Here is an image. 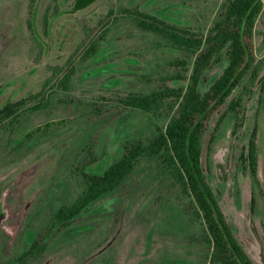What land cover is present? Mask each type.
Returning a JSON list of instances; mask_svg holds the SVG:
<instances>
[{
	"label": "rangeland",
	"instance_id": "obj_1",
	"mask_svg": "<svg viewBox=\"0 0 264 264\" xmlns=\"http://www.w3.org/2000/svg\"><path fill=\"white\" fill-rule=\"evenodd\" d=\"M75 1L0 0V110L42 91L46 96L41 110H22L0 125L1 263L22 256L58 207L82 192L76 168L102 174L120 159L127 143L149 140L173 116L165 111L155 118L117 102L130 93L185 86L177 76L189 77L193 63L184 51L140 30L123 10L137 9L207 33L226 5V0H97L75 11ZM106 29L98 53L82 62L86 44ZM253 45L262 64L258 79L252 84L247 78L212 116L202 163L235 236L257 264L263 258L251 229L264 245V9ZM179 60L188 66L172 65ZM70 65L75 74L66 91L55 85L53 69ZM225 66L226 61L209 71L202 89ZM238 98L242 126L236 129L237 118L227 109ZM255 126L260 189L247 161ZM154 168L138 165L120 189L50 233L43 255L25 264H211L208 232L192 200L171 191L170 182L155 180Z\"/></svg>",
	"mask_w": 264,
	"mask_h": 264
},
{
	"label": "trees",
	"instance_id": "obj_2",
	"mask_svg": "<svg viewBox=\"0 0 264 264\" xmlns=\"http://www.w3.org/2000/svg\"><path fill=\"white\" fill-rule=\"evenodd\" d=\"M97 0H76L75 11L89 7ZM264 9V0H226L225 11L208 30L194 32L179 28L166 21L139 10H123L140 30L161 37L173 48L184 51L193 59L189 77L177 76L186 82L180 88H166L145 94L130 93L120 96L117 102L124 109L137 110L159 118L165 111L174 112L165 128L156 127L149 140L136 139L127 143L120 159L102 174H91L76 168L83 181V190L72 201L63 203L52 215L50 222L32 240L29 249L20 257L0 264H25L30 258H38L46 250L50 233L66 228L96 201L116 192L132 176L138 165L146 162L155 169V180L170 182L171 191H179L192 200L195 215L208 232V245L213 253L211 264H255L239 244L220 208L215 194L207 182L203 169V140L212 116L224 106L234 91L248 78L253 84L262 69L254 53V31ZM115 12H111L110 16ZM119 19L115 18L116 23ZM48 21V20H47ZM46 21V24H47ZM104 30L90 41L81 52L82 62L95 56L100 43L109 34ZM226 61L222 74L207 89H202L204 76L214 67ZM176 67H187L188 61L172 62ZM55 85L68 90L75 67H56ZM264 94V80L262 81ZM46 96L42 91L0 110V125L11 121L20 111H39L44 107ZM38 102V103H37ZM33 106H30L32 105ZM242 98L232 100L227 111L237 118L236 129L242 126L239 114ZM220 127L217 125L216 130ZM257 126L251 134L248 160L251 170H257ZM215 141V134L211 143ZM173 264H184L174 262Z\"/></svg>",
	"mask_w": 264,
	"mask_h": 264
},
{
	"label": "flooded vegetation",
	"instance_id": "obj_3",
	"mask_svg": "<svg viewBox=\"0 0 264 264\" xmlns=\"http://www.w3.org/2000/svg\"><path fill=\"white\" fill-rule=\"evenodd\" d=\"M247 161L249 162V160H248V158H247ZM249 167H250V171H251V174H252V177H253V179H254V182L257 184V186H258V188L260 189V187H261V184H262V180L260 179V175H258V169L256 170V173L254 174L253 173V171L251 170V166H250V162H249ZM262 187H263V189H264V185L262 184ZM213 190V189H212ZM214 192V191H213ZM214 194H215V192H214ZM215 198H216V195H215ZM216 200H217V198H216ZM218 201V200H217ZM219 203V202H218ZM255 205H256V199H255V196H253L252 198H251V211H253V212H255ZM221 208V207H220ZM222 210V209H221ZM223 212V211H222ZM224 214V213H223ZM225 216V215H224ZM226 218V217H225ZM226 221H227V219H226ZM228 222V221H227ZM229 224V223H228ZM230 225V224H229ZM230 227H231V225H230ZM232 229V228H231ZM232 231H233V229H232ZM234 233V232H233ZM235 235V234H234ZM236 237V236H235ZM237 238V237H236ZM237 240H238V238H237ZM239 242V241H238ZM239 244L241 245V243L239 242ZM242 246V245H241Z\"/></svg>",
	"mask_w": 264,
	"mask_h": 264
},
{
	"label": "water",
	"instance_id": "obj_4",
	"mask_svg": "<svg viewBox=\"0 0 264 264\" xmlns=\"http://www.w3.org/2000/svg\"><path fill=\"white\" fill-rule=\"evenodd\" d=\"M251 230L257 240L259 251L261 252L260 258H263L262 261H258L257 264H264V245L262 241L260 240L259 236L256 234L255 230L253 228Z\"/></svg>",
	"mask_w": 264,
	"mask_h": 264
}]
</instances>
